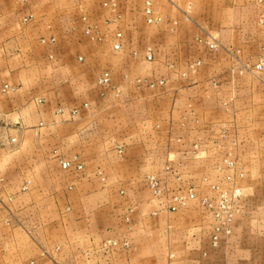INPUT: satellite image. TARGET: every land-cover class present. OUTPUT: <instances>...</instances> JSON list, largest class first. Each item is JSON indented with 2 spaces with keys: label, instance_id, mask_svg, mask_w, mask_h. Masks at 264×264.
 Segmentation results:
<instances>
[{
  "label": "rangeland",
  "instance_id": "1",
  "mask_svg": "<svg viewBox=\"0 0 264 264\" xmlns=\"http://www.w3.org/2000/svg\"><path fill=\"white\" fill-rule=\"evenodd\" d=\"M146 1L161 18L160 24L147 26L144 23L142 11ZM165 1L29 0L28 8L34 15L40 9L38 5L43 4L48 6L46 10L54 19L59 17L57 24L50 20L51 28L48 29L52 30V35L62 37V33H66L76 40L74 47H61L63 40L55 47L50 46L42 57L47 68L84 65L89 48H95L99 54L96 59L87 56V72L82 73L83 79L75 85L71 94L63 88L58 74L50 73V93L56 97L50 99L48 106L55 120L42 122V128H56L69 123L80 111L79 105L103 110L107 106L104 102L110 98L130 100L138 97L141 105L137 111L143 114L161 113L166 139L159 167L144 175L132 188L118 183L111 188L117 195L123 196L120 193L128 192L135 197L97 201L99 205L108 203L113 209V237L101 241L94 252L110 255L120 251L130 257L156 255L163 264L175 259L170 256L190 259L195 253L193 257L198 264L211 259L215 264L218 261H222L219 264H228L232 261L228 257L234 254V250L227 244L233 241V245L235 241L240 247L236 251L241 253L237 255L240 257L238 261L264 264V2L256 0V3L252 2V5L242 9L240 24L236 25L237 33L241 34L239 42L227 38L228 43H232L223 46L217 36L206 34L194 39L193 56L171 57L159 55L155 42L154 29L164 24V15L170 12ZM196 2V8L190 5L181 16L207 17L213 21V16L225 14L220 8L208 7L206 0ZM105 3H113L115 8L104 7ZM82 18L86 20L83 22ZM87 27L93 28L91 36L84 33ZM117 32L122 35V49L114 53L111 42ZM55 38L58 36L55 35ZM209 43H214L216 48L210 49ZM148 50L153 54L152 62L143 59ZM78 57L83 60L79 62ZM171 59L174 63L169 65ZM227 65L225 73L214 71ZM103 71H108L110 76L109 86L104 88L96 84L97 76ZM199 76L208 80L203 95L205 100L198 105L187 104L184 101L185 92L191 88L187 83ZM7 86L12 90L0 94L16 92L15 87ZM74 109L78 112L71 115ZM195 109L211 116L205 126L196 118ZM174 110L179 115H185L182 121L174 123L171 120ZM198 122L202 130L206 126L209 127L207 130L211 129V138L208 139L212 142L211 151L205 152L206 144L199 139L194 143L191 142L193 139L190 141L188 127ZM50 136L51 144L56 146L54 139L57 136ZM194 145L198 147L193 149ZM50 156L58 162L77 157L84 165L78 155L65 153L62 149L54 148ZM226 160L236 161L244 172L243 179L235 181L236 187L241 190L238 197H233V185L225 181L226 176L233 175L224 166ZM101 162L108 163L105 159ZM95 176L105 179L99 170ZM148 176L158 180V196L153 195L147 186L145 180ZM27 186V183L20 186L19 193H25ZM24 187L26 189L22 190ZM189 191L194 199L179 208L176 199L186 197ZM222 194L229 199L230 230L227 235L216 232L219 244L214 249L210 243L213 229L223 227L227 219V215L219 210ZM74 202L76 199L66 198V211L74 206ZM50 203L59 207L57 201ZM83 206L93 208L95 200H85ZM169 206L177 207L176 212H169ZM58 216L37 214L30 217L31 225L35 227L29 233L16 230L17 225L14 224L17 221L13 217L0 216V264H68L61 263L57 256L51 259L48 256L58 251ZM237 222L239 227L236 228ZM107 241H126L129 248L104 249L103 244Z\"/></svg>",
  "mask_w": 264,
  "mask_h": 264
},
{
  "label": "crops",
  "instance_id": "2",
  "mask_svg": "<svg viewBox=\"0 0 264 264\" xmlns=\"http://www.w3.org/2000/svg\"><path fill=\"white\" fill-rule=\"evenodd\" d=\"M206 2L208 7L220 8L225 14L221 17L213 16V21L207 17L186 18L181 16V13L190 5L196 8V0L165 1L170 12L168 14L164 11V24L154 29L159 55L193 56L194 39L206 34L217 36L219 44L223 46L232 43H228V39L235 43L240 41L241 34L237 33L239 30L236 25L240 24L242 9L252 5V2L256 3V0ZM28 5L29 0L26 3L18 0H0V89L5 84L17 89L14 93L0 94V216L13 217L17 221L14 224L17 225L16 230L22 229L21 231L29 233L35 227L31 225L30 217L37 214L59 215L57 227L60 236L56 247L58 251H53L55 255L48 256L49 259L57 256L61 263L163 264L156 255L130 257L120 251L110 255L94 252L101 241L113 237V209L110 204L99 205L97 201L115 197H135L128 192L120 193L123 196L117 195L111 188L115 183L127 184L132 188L144 175L159 167L160 153L166 139L162 131L161 113L153 111L143 114L142 111H137L141 105L138 97L129 98L130 100L110 98L104 102L107 106L103 110L94 109L90 105V110H86L79 105L80 111L69 123L56 128H42V122L55 120L48 106L50 99L56 97L50 93V73H57L63 82V88L71 94L75 85L80 84L83 79L82 73L87 72V56L96 59L99 54L95 52V48H89L85 54L87 56L84 65L75 68L66 65L47 68L42 57L50 50V46L55 47L63 40L64 45L61 47H74L76 40L66 33H62V37L55 34L58 38L52 35V30L48 29L50 20L53 19L54 24H57L59 17L54 19L51 12L46 10L48 6L39 4L40 9H37L34 15ZM50 38L54 39V45L48 43ZM41 39L47 42L41 44ZM169 63L171 65L174 62L171 59ZM227 68L228 65L214 71L225 73ZM207 81L200 76L192 78V81L187 83L191 88L185 92V103L198 105L204 102ZM118 108L121 110L116 111ZM194 113L198 121L203 122V126L208 118H211L196 109ZM171 116V120L177 123L182 121L185 115H179L174 110ZM189 128L190 141L193 139L191 142L194 143L199 139L206 144L204 151H211V129L207 130L209 127L206 126V129L202 130L199 122L191 123ZM50 135L57 136L54 139L56 146L51 144ZM12 140L14 142H11ZM117 146L123 148L121 155L117 154ZM54 148L78 155L84 164L83 170L79 171L78 175L63 170L60 163L50 156ZM102 159L108 163L103 164ZM98 170L105 179L95 176ZM26 183L27 191L19 193L20 186ZM66 198L76 199L74 206L67 211ZM85 200H95V207H84ZM51 201H57L59 207L51 206ZM238 224L237 222L236 228L239 227ZM232 242L227 245L234 250V254L228 257L232 260L231 263H227L248 264L242 260L238 261L240 257L237 255L241 253L236 250L239 245L235 241L232 245ZM193 256L190 259L170 256L175 259L169 261V264H198ZM212 262L211 259L203 261L202 264H215ZM220 262L222 261H218V264Z\"/></svg>",
  "mask_w": 264,
  "mask_h": 264
},
{
  "label": "built area",
  "instance_id": "3",
  "mask_svg": "<svg viewBox=\"0 0 264 264\" xmlns=\"http://www.w3.org/2000/svg\"><path fill=\"white\" fill-rule=\"evenodd\" d=\"M104 7H107L108 9H114L115 8L113 3H105ZM142 15L144 18V23L147 26L158 25L161 22V18L158 17V15L155 13V11L152 8L151 3L149 1L145 2L144 7H143V11H142ZM85 20H86L85 18H82L83 22ZM92 30H93L92 27H87L84 30L85 35L91 36L93 33ZM121 40H122L121 33H118V32L115 33L113 40H112V44H111V48L114 52H119L122 49ZM46 42L47 41L44 39L40 40L41 44H45ZM48 43L53 44L54 39L50 38L48 40ZM208 46L210 49L216 48V45L214 43H209ZM143 59L146 62H152L153 54L148 50L144 53ZM77 60L79 62H81L83 59L81 57H78ZM109 83H110V76H109L108 71L101 72L96 78V84L99 87H102V88L107 87V86H109ZM9 90H12V89H9V87L7 85H5L2 87L0 92L6 93ZM81 108L86 109L87 105L83 104ZM59 112H61V111L59 110ZM77 112L78 111L74 109L71 111V115H76ZM197 147H198L197 145H194L193 149H196ZM116 151L118 154H121L123 151V148L121 146H117ZM59 163H60V167L63 170H67V171L73 170L75 172H79L83 169V166L81 163H79L77 157H73L72 160H70V161H60ZM224 166L228 171H231L233 173V175H231V176H229V175L226 176L225 181L227 183L233 185V194H232L233 197H238V196H240L241 190L238 187H236L235 181L243 179L244 172H243L242 168L238 165V163L236 161H233V160H226L224 163ZM145 181H146L147 186L152 191L153 195L158 196L160 192H159V188H158L159 183H158V180L156 179V177L148 176V177H146ZM25 189H26L25 187L22 188V190H25ZM193 199H194V195L191 193V191H189L186 197H180V198L176 199V201H177V205L179 206V208H182V207H185L186 201L193 200ZM228 209H229V199L225 194H222V195H220L219 210L223 214L227 215V219L225 220V223H223V227L213 229V233L211 235L210 243H211V247L214 249L217 248L218 244H219L218 235L216 234V232L217 233H224L225 235L229 234V230H230L229 229V223H230L231 219H230ZM176 210H177V207H174V206L168 207L169 212H176ZM103 248L104 249L121 248L123 250H127L129 248V243L126 241H123L121 243H119L117 241H107L103 244ZM29 264H34V263L30 262Z\"/></svg>",
  "mask_w": 264,
  "mask_h": 264
}]
</instances>
